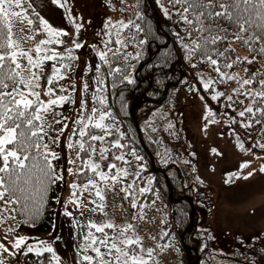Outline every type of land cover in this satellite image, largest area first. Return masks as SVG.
<instances>
[{"label":"snow or ice","instance_id":"snow-or-ice-1","mask_svg":"<svg viewBox=\"0 0 264 264\" xmlns=\"http://www.w3.org/2000/svg\"><path fill=\"white\" fill-rule=\"evenodd\" d=\"M23 2L24 0H0V203L5 205V207H0V224L5 223L7 219L15 220V213L18 211L26 212L28 201L33 198L34 193H46L58 181H63V175L57 173L53 165V161L59 159V156L55 151H52L50 144H57L59 137L68 128L66 122L68 118L63 117V114L55 109L68 102L74 103L71 93L76 90L75 82L70 86L71 91L59 84V81L67 78L66 73L71 68V61L78 59L73 55V48H66L61 53L51 47L65 43L62 37L69 35L66 30L52 26L46 19L39 16V13L29 2L28 6L32 9V14L39 17V24L44 30L46 38L41 39L34 47L27 49L15 38L13 18L18 19L21 23L26 21L29 31H34L31 27L34 21L29 18L27 9L22 7ZM120 2L127 7H140L139 0L133 5H128L127 0H120ZM52 3L65 7L66 0H52ZM156 3L160 6L166 19L176 16L178 19L173 23L184 25L182 31L186 33L185 36H180L179 32L173 34L190 66L196 68L198 64L204 63L217 74L215 80L211 76L205 78L203 73L197 74L203 89L206 92L211 90L213 93L211 99L218 100L224 95L216 90L217 83L223 84L226 81L234 80L238 87L233 89V95L237 99L243 96L249 101L243 110L237 113L239 117L247 119V123L241 121V126L251 128L253 124H264V79L259 80L258 87H253L259 73L249 74L248 68L244 69V76L229 71L245 61L252 64L257 55H264V0H166L167 6L162 0H156ZM65 10L69 12L66 18L73 23L76 33L79 34L82 24L76 23V18L71 16L69 9ZM113 10L115 9L113 8ZM136 18L144 19V14L137 11ZM104 28V35L107 37L104 41L106 51L97 52L100 61L109 65V76L120 74L128 84H134L135 80L131 73L124 74L121 67L113 68L111 64L112 60L119 61L122 56L126 66L135 70V65L127 62L129 59H140L142 46L148 43L146 35L143 38H138L144 33V28L133 20L112 21L111 18L105 22ZM125 30H128L127 36H124ZM34 34H39L38 30ZM113 36H115L114 41ZM24 39L32 40L34 35H29ZM233 42H239L246 46L252 53L251 58L237 56L232 59L229 53L234 51L231 47ZM72 43L76 49L83 47L78 41V35ZM113 43L116 45L114 48L110 46ZM129 43H134L141 50L135 54L131 52L122 54L121 49H126ZM221 43H227L229 46L221 50L218 47ZM93 48L95 49V45ZM109 53H111V57ZM197 57V63H192L193 59ZM48 61L53 62L52 71L47 77V87H43L41 80L45 64ZM96 73L94 82L97 87L92 94L91 112L87 113V101L82 99L77 119L72 122L76 127L72 129L68 147L72 150L78 149V151H76L75 160L69 159V164L74 167L75 171L73 167H70L68 172L69 175H75L77 180L69 184L72 192L68 202L76 205L78 209L90 210L94 213L99 211L106 215L104 212L106 198L103 190L114 191L115 185L121 183L128 175L127 169L119 167L115 161L124 164H127L128 161L123 152L120 155L113 153L114 162L107 165L108 170L104 171L101 166V161L108 158L107 154L110 151L104 144L106 137L111 135L113 125L107 121L110 119L115 121V117L111 111L105 110L107 107L106 97L103 95L105 78L101 76V64L96 65ZM57 85H59L60 95L56 94ZM115 86L113 84V87ZM190 90H195V88ZM83 91H88L86 81ZM233 95L227 96L228 103L225 107H232ZM42 96L47 99H42ZM239 103L244 104V100H239ZM49 115L53 117L51 121L47 120ZM155 115L157 113H153V116ZM212 115L211 111H207L205 119ZM231 119L233 123L236 122L235 118ZM146 123L151 124L152 122L147 121ZM57 124L63 125L58 131L55 129ZM167 127L171 129L173 125L169 122ZM93 129L102 134H93ZM49 131L57 132L55 139L49 135ZM152 131L155 132L156 129L153 127ZM262 132H264V128H262ZM77 136L78 139H73ZM120 138H124L122 132ZM97 142L101 145L99 149H97ZM236 146L242 151H250L245 150L239 137H237ZM257 146L264 149V143L259 140L253 144L254 148ZM125 147L126 145L122 144L120 140L111 144V149L122 150ZM212 151L215 153L217 150L212 149ZM97 155H99V161L96 159ZM132 155L136 160H142L135 150L132 151ZM139 167L141 170L143 169V165ZM248 167V162L241 163L240 170L229 174L230 178L247 180L254 174L249 171L247 175H241ZM259 172L264 173V164L260 166ZM135 175L138 179L140 173L137 172ZM81 176L86 178V182L83 184L79 182ZM197 179L199 180V178ZM199 182L202 183V181ZM151 184L152 180L149 178L148 186L140 187L137 190L134 179L132 183L121 187L120 191L125 194V200H131V207L137 209V194L142 196L151 191ZM85 192H88L90 196L94 192L95 198L90 200L89 204L95 205V207L88 208L87 205L82 204ZM155 197L159 199V191L155 192ZM156 199L152 201L153 204L156 203ZM56 202H60L59 198ZM68 202L65 203V208ZM144 207L146 205H139V213L134 214L132 220L123 225H116L112 221L95 223L90 220L87 225L89 231L84 235V242L80 244L78 251L81 260L86 264H151L154 258V249L143 247V239L136 233L134 226V221L137 218L144 219ZM9 208H11L12 214L4 215ZM64 214L71 215L67 211ZM23 223H29V221L25 220ZM17 227H19L18 224L7 228L4 240H7ZM93 229L95 232L92 231ZM106 229L112 230L111 234ZM96 233L100 235L97 236ZM165 236L167 233L162 232L161 239ZM212 238L211 235L208 236V239ZM152 239L155 238L152 237ZM28 240L29 237L18 235L9 241L10 247L0 242V264H7L4 258L5 253L9 257H16L17 252L25 249V255L35 253L40 256L45 252L52 253L53 259L59 262L60 258L47 241L37 239L35 244H28ZM157 247H161V245L158 244ZM163 247H171V244L163 245ZM89 251L95 255H89ZM262 254H264V250H262ZM77 264H81L80 260L77 261ZM252 264H260V262L253 258Z\"/></svg>","mask_w":264,"mask_h":264},{"label":"rangeland","instance_id":"rangeland-1","mask_svg":"<svg viewBox=\"0 0 264 264\" xmlns=\"http://www.w3.org/2000/svg\"><path fill=\"white\" fill-rule=\"evenodd\" d=\"M29 2L34 7L39 16L46 19L52 26L58 29L66 30L69 35L65 39L66 48L73 47V39L77 38L83 47L76 49L77 58L75 72L68 85L71 91V85L75 82L76 90L71 93L73 102L65 103L62 107L55 110L61 112L63 117H67L68 128L65 129L63 135L59 137L57 144H50L52 151H55L59 159L53 161V165L57 171L63 175L62 182L58 181L59 203L57 198L52 209L53 222L49 231L45 233H31L19 228H16L14 233L4 240L5 230L16 224L12 219H7L5 223L0 224V242L5 243L10 247L9 241L15 236L24 235L29 237L28 244H35L37 239L47 241L54 249L56 255L60 258L59 262L53 259L52 253H43L40 256L35 253L24 254L25 250L17 252L16 257H9L6 253L4 258L7 264H77L80 260L84 262L76 254L75 246L71 237V223L78 216L84 217L87 223L91 220L95 223L104 221H112L116 225H123L132 220L134 214H138L139 205H146L143 208L144 219L137 218L134 221L136 233L143 239V247L153 248V264H181L180 251L175 244L171 247H163L167 245L166 236L161 239V233L166 232L163 228L164 218L167 214V207L160 195L159 199L153 197L146 202L147 193L139 195L137 198V209L131 207L124 199V193L120 191L121 187L133 182L136 179L138 172V164L132 152L125 157L127 164L123 163L122 168H126L128 175L121 182L115 185V190H103L106 198L104 212L106 215L90 210L78 209L76 205L68 202L71 197L72 189L69 184L75 181V175H69L68 169L73 167L69 164V159H76V151L78 149H69V138L72 136V129L76 127L72 122L77 119L80 111V101H87V113L91 112V95L93 89L92 69L97 57L98 51H103L105 40V22L111 18L112 21L123 19L124 21L132 20L134 12L130 7L119 3L117 0H66L65 7H60L52 3V0H24L22 7L27 9L28 16L34 21L31 26L34 31H29L27 22L21 23L18 19L13 18V32L15 38L19 40L22 46L27 49L34 47L41 39L46 38L44 30L39 24V17L32 14V9L29 8ZM71 16L76 18V23L82 24L79 34L76 33L73 23L66 17L69 12ZM113 8L115 10H113ZM123 8V11L121 9ZM19 11V9H16ZM23 30V31H22ZM39 34H34L35 31ZM34 35V39L26 40L25 37ZM95 45V49L93 48ZM26 63V61H25ZM52 64L46 62L44 74L41 80L43 87H47V77L51 74ZM204 74V73H203ZM205 78L208 76L204 74ZM85 81L88 84V91H83ZM198 87L203 89L199 77L197 78ZM196 88L194 85H188L177 91H174L168 102L155 110L149 119L151 124H144L143 130L146 134L158 144H161L163 158H172L180 167L183 176L184 184L190 187L195 181L191 175L194 171L196 177L206 187L213 206L212 210L206 213L199 210V229H207L212 238V257L218 259V254H223L220 257L224 264H247L240 259H236L233 254L235 250H239L242 244L249 243L254 239H259L264 235V173L259 172L260 166L263 164L261 159L254 155L252 151H242L237 145V139L232 133L230 122L227 115H222L217 120H209L213 122H205L207 109L205 108L204 98L200 92L190 90ZM217 90V89H216ZM224 93L220 99H226L231 95L230 89L220 91ZM56 94L60 95L59 89H56ZM68 94V93H64ZM213 94V93H212ZM211 94V95H212ZM42 99H47L42 96ZM216 102V100H213ZM217 103V102H216ZM233 103H238V99L233 95ZM222 106V101L219 103ZM53 117L49 115L48 121ZM173 127L169 129L168 123ZM63 125H55L58 131ZM156 131H152V128ZM49 135L56 138V131H49ZM73 139H78L74 137ZM120 139L119 130L113 125L111 135L105 140L104 146L108 147V158L101 161V166L104 171H107V165L114 162L112 157V142ZM97 142V149L100 147ZM212 149L217 151L214 153ZM248 150V149H245ZM188 151L193 157V167L189 164L190 157L185 153ZM222 154V155H221ZM96 159L99 161V155ZM118 161H115L117 163ZM248 162L249 167L245 169L241 175H247L249 171L254 174L247 180L242 178L231 177L229 174L238 172L241 163ZM193 168V169H192ZM73 170L75 171L74 167ZM228 181V182H226ZM95 198L85 192L82 197V204L88 208L95 207L89 204V201ZM156 199V203L152 201ZM67 207L65 208V203ZM5 207V205H0ZM65 211L71 215H65ZM83 212V214H81ZM11 208L4 215H9ZM117 229V233H118ZM154 237L155 239H152ZM161 247H157V245ZM218 256V257H217Z\"/></svg>","mask_w":264,"mask_h":264},{"label":"trees","instance_id":"trees-1","mask_svg":"<svg viewBox=\"0 0 264 264\" xmlns=\"http://www.w3.org/2000/svg\"><path fill=\"white\" fill-rule=\"evenodd\" d=\"M119 3L120 0H117ZM167 6L166 0H162ZM137 0H127L128 5L136 4ZM140 7H130L134 12L133 21L140 24L144 28V33L138 38L147 36L148 43L142 46V55L139 60L129 59L128 64H134L135 70L131 67H127L122 59L119 61L112 60L111 66L113 68L119 66L123 69L124 74L131 73L132 78L135 80L134 84H128L123 80L120 74L109 76V65L103 64L99 57L95 60L92 69L93 75V89H96L97 85L94 79L97 76L96 65L101 64V76L105 78L103 85V95L106 97L107 107L105 110L111 111L115 117V121L108 120L107 123L114 125L119 133L124 134L123 139H119L122 144H125L124 149H112V154L120 155L121 152L126 156L133 150L136 154L142 157V160H137L139 178L136 180L137 190L140 187L148 186L149 178L152 180L151 191L148 192L146 202H148L154 195L155 191H159L160 195L167 207V214L164 218L163 228L165 229L167 236L165 240L169 244H175L180 251L181 264H224L220 257L223 254H218V259L212 257V239H208L210 232L205 229H199V210H203L206 213L212 210V200L208 195L206 187L199 182L194 171L191 172L193 180L190 187L184 184L183 173L178 164L172 158H163L161 144L153 141L148 134L143 130L144 124L149 121L152 113L164 106L174 91L188 86L194 85L200 94L204 98V104L207 111H211L213 115L205 119V122L209 120H217L222 115L226 114L227 119L230 122V128L233 135L239 141L243 143L244 148L251 150L252 153L258 156L264 164V149L253 147V144L259 140L264 143V124H253L251 128H244L241 126V121L247 123L246 118H241L237 113L249 103L247 99L240 96L238 103L232 105L231 108L225 107L228 103L227 99H220L214 102L211 99V90L206 92L204 89L200 90L197 84L198 73H204L207 76H211L214 80L217 74L204 63H200L196 68L190 66L185 60V54L180 48L174 32H179L180 36H185L186 33L182 31L183 24H174L173 21L178 17L173 16L172 19H166L160 8L156 3V0H139ZM142 12L144 19L138 20L136 18V12ZM151 29V31H149ZM134 31V30H133ZM128 35V30L124 31V36ZM65 41L66 37H62ZM107 39V37H105ZM113 41L115 36L112 37ZM105 41V40H104ZM187 42V41H186ZM103 51L105 49V43L103 45ZM111 47H116L113 43ZM227 43H221L218 47L223 50L228 47ZM56 51L63 53L66 49L65 43L63 45H52ZM231 47L233 52L229 53L232 59L239 57L251 58L252 53L242 43L233 42ZM259 47V45H256ZM134 43H129L126 49H121V53L131 52L135 54L140 51ZM77 50L73 48V55L77 56ZM111 57V53H109ZM198 57L193 59L192 63H197ZM51 62V61H50ZM53 62H51L52 64ZM76 59L71 61V68L67 71V78L59 81L60 85L66 87L70 82L73 73L75 72ZM249 69V74L253 72L259 73L257 76V82L253 87L259 86V80L264 79V55H257L255 61L252 64L244 63L238 64L229 71L233 73H239L244 76V69ZM113 84L116 86L113 87ZM236 81H226L223 84L217 83L215 88L220 91H226L230 89V94L233 95V89L237 88ZM59 89V85L56 86ZM144 94V98L142 95ZM239 100H244V104H240ZM222 101V106L219 103ZM91 107L93 106L92 95L90 100ZM99 107V105H97ZM235 109V110H233ZM132 111V114H131ZM247 115V114H246ZM231 118H235V123ZM138 128H136V125ZM138 129V132H137ZM93 134H102L98 130L93 129ZM139 134V135H138ZM140 137V140H139ZM108 139V137H106ZM190 157V165L193 167V157L188 151L185 152ZM152 162H151V159ZM86 158V154H85ZM166 161V162H165ZM118 166L122 168L123 163L118 161ZM143 165V169L139 167ZM193 169V168H192ZM114 171V170H113ZM77 177H75V181ZM81 184L86 182V178L81 176L79 178ZM169 192H171L172 200H179L173 202L169 198ZM58 194V182L53 185L48 191L36 192L32 199L28 201V208L26 212L15 213L16 219L14 223L19 225V229L37 234L45 233L50 230L53 222L52 209L55 204ZM139 194H137L138 198ZM187 196V198H185ZM136 198V199H137ZM191 199L193 208L195 211L194 222L192 228H188L190 224L191 207L189 203ZM131 203V200H127ZM23 203V201H22ZM2 205V203H0ZM28 220L29 223H23ZM34 225V226H31ZM88 223L82 216H78L71 223V237L75 246L76 254L80 249V244L83 243V237L89 231L87 227ZM95 232V230H92ZM111 234L110 229H106ZM99 236V233H96ZM182 236V242L180 237ZM103 251V249H101ZM264 235L259 239L242 244L239 250H235L233 256L236 259H240L247 264H252L253 258L264 264ZM89 255H95L89 251ZM81 259V257L78 255ZM198 258V261L195 260ZM86 264V262H84ZM153 264V260L151 262Z\"/></svg>","mask_w":264,"mask_h":264},{"label":"water","instance_id":"water-1","mask_svg":"<svg viewBox=\"0 0 264 264\" xmlns=\"http://www.w3.org/2000/svg\"><path fill=\"white\" fill-rule=\"evenodd\" d=\"M142 97L144 98V94L142 95ZM131 114H132V111H131ZM136 128H138L137 125H136ZM137 132H138V129H137ZM139 140H140V137H139ZM150 159H151V156H150ZM151 162H152V159H151ZM169 198L171 199V192H169ZM185 198H187V197H185ZM177 201H179V200H173L174 203ZM189 203H190V207H191V215H190V224H189L188 228H192L193 218H194V208H193L192 201L190 199H189ZM180 241L182 242V236L180 237ZM197 261H198V258L195 260V262H197Z\"/></svg>","mask_w":264,"mask_h":264}]
</instances>
